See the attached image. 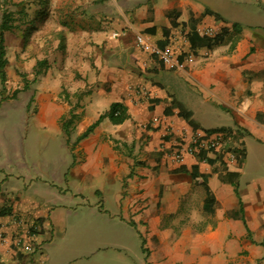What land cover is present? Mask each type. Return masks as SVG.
Wrapping results in <instances>:
<instances>
[{
	"label": "crops",
	"instance_id": "0c3cea01",
	"mask_svg": "<svg viewBox=\"0 0 264 264\" xmlns=\"http://www.w3.org/2000/svg\"><path fill=\"white\" fill-rule=\"evenodd\" d=\"M67 1L54 0V17L68 13L81 49L69 36L64 61L10 100L36 128L29 137L0 124V220L8 235L14 217L35 233L31 252L0 245V264H131V252L132 264H264V0ZM137 34L170 46L178 65ZM115 102L126 109L118 123ZM190 128L233 131L240 169L212 154L174 162L171 138Z\"/></svg>",
	"mask_w": 264,
	"mask_h": 264
},
{
	"label": "rangeland",
	"instance_id": "374dc122",
	"mask_svg": "<svg viewBox=\"0 0 264 264\" xmlns=\"http://www.w3.org/2000/svg\"><path fill=\"white\" fill-rule=\"evenodd\" d=\"M67 3L68 1L65 0ZM54 0H0V22L4 18L10 28L3 33V45L6 58L5 80L0 81V124L6 123L12 132H24L30 136L36 128L30 122L26 126L25 110L19 101H10L17 98V94L24 91L23 87L37 89L46 71L54 59L61 55L66 58V47L69 36L73 39V47L81 49L75 38L76 29L69 27L68 13L61 11L59 20L54 17ZM56 15H59L57 12ZM65 16V17H63ZM65 19V20H62ZM76 30V31H75ZM76 55V54H74ZM79 62L73 60L75 64ZM71 69V68H70ZM62 78L69 80V68L59 69ZM72 71L77 72V67ZM48 76V75H47ZM49 75L47 78L52 79ZM79 77L77 73L74 78ZM78 95V92H77ZM39 132L50 133L49 128L39 129ZM45 135V134H44ZM40 149L42 143L36 146ZM131 264L136 261V254L130 253ZM103 256L99 251L93 258ZM81 263V260L67 264ZM106 264H122L118 258L105 261Z\"/></svg>",
	"mask_w": 264,
	"mask_h": 264
},
{
	"label": "built area",
	"instance_id": "2783aa9c",
	"mask_svg": "<svg viewBox=\"0 0 264 264\" xmlns=\"http://www.w3.org/2000/svg\"><path fill=\"white\" fill-rule=\"evenodd\" d=\"M202 33L206 36H214L218 33L213 27H203ZM136 44L143 50L160 60L163 64L172 67L178 65V56L170 46H157L144 34H137ZM233 131L228 130H205L190 128L172 137L170 144V156L174 162L181 163L187 156H191L202 163L206 161V155L216 156L221 154L223 160L230 165L237 163L236 141ZM15 229L10 235L5 230V224L0 220V245H7L14 250L24 249L33 251L31 241L35 236L34 224L26 225L22 219L13 218ZM18 227V228H17ZM23 227V230H18ZM33 228V229H32Z\"/></svg>",
	"mask_w": 264,
	"mask_h": 264
},
{
	"label": "trees",
	"instance_id": "16d2710c",
	"mask_svg": "<svg viewBox=\"0 0 264 264\" xmlns=\"http://www.w3.org/2000/svg\"><path fill=\"white\" fill-rule=\"evenodd\" d=\"M236 31L239 30V28L237 26H235ZM10 28V25L7 24V19H3L1 24H0V81L3 82L5 80V65H6V58H5V52H4V45H3V33L4 31L8 30ZM227 35V31L226 30H222L220 33L216 34L215 36L209 38L210 42L214 43V44H219L222 43L224 41V38ZM180 114H183L182 111H180ZM108 115L110 117V119L112 120L113 123H118L121 122L125 117H126V109L125 107L118 103H112L108 112ZM103 115H100L99 118L94 121L91 125H89L87 127V129L78 137H84L86 136L93 128L96 124H98V122L101 120V117ZM77 119V114L74 113V111L71 109L69 112V117L68 118H62L61 119V124H62V129L66 132L69 133V129L70 127H72V123L74 122V120ZM205 130H210V129H205ZM211 130H224V128H218V129H211ZM236 151H237V163L236 165H232L233 167L231 169H233L234 173L237 172L240 169V166L243 162V158H244V148L242 146L241 143H239V145H237L236 147ZM216 160H219V163L222 165V167L224 168H229L230 164L227 163L225 160H223V158L221 157V154H217L215 156ZM195 168V166H194ZM192 177L195 180V182L197 184H201L204 186V188L207 191V195H209V189L207 187V185L205 184V182L199 177L197 172L192 171Z\"/></svg>",
	"mask_w": 264,
	"mask_h": 264
}]
</instances>
